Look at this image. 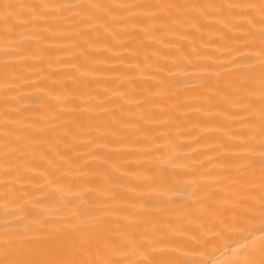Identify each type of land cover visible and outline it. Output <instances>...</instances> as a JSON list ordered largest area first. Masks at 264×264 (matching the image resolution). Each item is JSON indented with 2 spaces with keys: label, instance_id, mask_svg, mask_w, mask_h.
I'll use <instances>...</instances> for the list:
<instances>
[{
  "label": "bare ground",
  "instance_id": "6f19581e",
  "mask_svg": "<svg viewBox=\"0 0 264 264\" xmlns=\"http://www.w3.org/2000/svg\"><path fill=\"white\" fill-rule=\"evenodd\" d=\"M0 264H264V0H0Z\"/></svg>",
  "mask_w": 264,
  "mask_h": 264
}]
</instances>
